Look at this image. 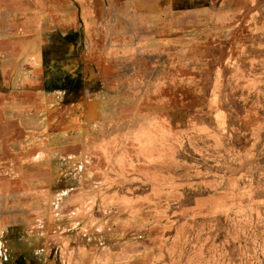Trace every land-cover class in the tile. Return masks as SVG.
Here are the masks:
<instances>
[{"label": "rangeland", "instance_id": "374dc122", "mask_svg": "<svg viewBox=\"0 0 264 264\" xmlns=\"http://www.w3.org/2000/svg\"><path fill=\"white\" fill-rule=\"evenodd\" d=\"M0 264H264V0H0Z\"/></svg>", "mask_w": 264, "mask_h": 264}]
</instances>
